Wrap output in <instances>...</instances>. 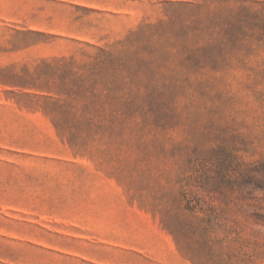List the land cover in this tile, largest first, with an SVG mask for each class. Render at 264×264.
I'll list each match as a JSON object with an SVG mask.
<instances>
[{
    "label": "rangeland",
    "instance_id": "obj_1",
    "mask_svg": "<svg viewBox=\"0 0 264 264\" xmlns=\"http://www.w3.org/2000/svg\"><path fill=\"white\" fill-rule=\"evenodd\" d=\"M237 4L0 0V264H264L260 177L232 184L264 159V29L223 39Z\"/></svg>",
    "mask_w": 264,
    "mask_h": 264
},
{
    "label": "trees",
    "instance_id": "obj_2",
    "mask_svg": "<svg viewBox=\"0 0 264 264\" xmlns=\"http://www.w3.org/2000/svg\"><path fill=\"white\" fill-rule=\"evenodd\" d=\"M221 1L226 2L228 0ZM235 2L238 4L234 9L218 14L219 33L223 39L231 40L237 36H245L248 30L255 27L264 29V19L252 10L253 6H264V0H235ZM220 52V44H210L195 50H189L186 61L188 64L198 65L202 58H215ZM221 165L223 166V164ZM220 170H223V167L220 166ZM233 172L235 177L232 184L238 185L239 180H256L259 176L261 183L259 187L264 190V159L253 163L236 162ZM205 189L209 190L208 182H205ZM183 196H186V207L193 209L196 204V196L187 190L183 191Z\"/></svg>",
    "mask_w": 264,
    "mask_h": 264
}]
</instances>
